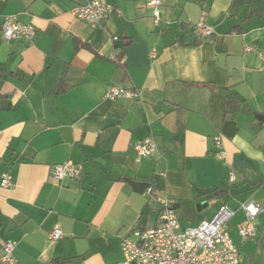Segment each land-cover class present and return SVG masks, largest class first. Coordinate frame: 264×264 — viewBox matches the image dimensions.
Segmentation results:
<instances>
[{
    "label": "crops",
    "instance_id": "obj_1",
    "mask_svg": "<svg viewBox=\"0 0 264 264\" xmlns=\"http://www.w3.org/2000/svg\"><path fill=\"white\" fill-rule=\"evenodd\" d=\"M89 1L0 0V175L13 179L0 186V264L8 240L14 264H119L122 237L157 222L158 197L182 229L228 205L241 264H264V0H163L159 23L147 0H106L96 26L70 11ZM9 14L34 26L31 40L4 37ZM202 15L214 33L197 42ZM112 86L138 95L110 99ZM147 138L158 150L140 157ZM67 160L79 178L55 179ZM251 199L262 211L244 238Z\"/></svg>",
    "mask_w": 264,
    "mask_h": 264
},
{
    "label": "built area",
    "instance_id": "obj_2",
    "mask_svg": "<svg viewBox=\"0 0 264 264\" xmlns=\"http://www.w3.org/2000/svg\"><path fill=\"white\" fill-rule=\"evenodd\" d=\"M162 4L163 0H147V6L152 9L156 23L162 20ZM113 10V6L106 0H92L74 5L70 11L74 17L96 26ZM166 23L170 25L172 21L167 20ZM192 29L194 35L201 39L214 33V28L205 20V15L192 24ZM2 30L8 40H31L36 33L33 25L20 22L15 14L4 15ZM251 48L248 46L247 50ZM155 54L156 49L153 48L151 55ZM260 55L264 59V54ZM136 95L137 91L120 86H112L106 93L110 99ZM214 141L219 149L218 157L225 159L226 151L223 149L221 135H216ZM134 150L140 157H150L157 152L158 145L155 139L147 138L137 143ZM50 172L58 180L66 177L79 178L81 168L73 161L67 160L52 165ZM12 184L10 173L0 175V186L9 187ZM145 191L149 195L152 194V187L149 186ZM156 201L159 205L157 222L147 228H134L129 235L122 237L124 260L119 264H241L242 254L228 232V221L234 214L228 205H220L212 219L202 220L196 226L182 229L173 199L158 197ZM241 207L246 212V219L241 223L239 232L242 237L249 238L255 235L254 220L262 211V207L253 199L242 202ZM61 235L62 230L56 225L50 233V238L58 239ZM15 246L16 242L13 240L4 242L1 253L3 264L15 263Z\"/></svg>",
    "mask_w": 264,
    "mask_h": 264
},
{
    "label": "water",
    "instance_id": "obj_3",
    "mask_svg": "<svg viewBox=\"0 0 264 264\" xmlns=\"http://www.w3.org/2000/svg\"><path fill=\"white\" fill-rule=\"evenodd\" d=\"M262 120H264V117H262ZM125 180L128 181L133 186V188L138 192H144L150 186L149 182H140L128 177H126Z\"/></svg>",
    "mask_w": 264,
    "mask_h": 264
},
{
    "label": "trees",
    "instance_id": "obj_4",
    "mask_svg": "<svg viewBox=\"0 0 264 264\" xmlns=\"http://www.w3.org/2000/svg\"><path fill=\"white\" fill-rule=\"evenodd\" d=\"M192 32H193V29H191ZM196 41L199 42V41H203V39L199 38V37H196ZM194 43V42H193ZM5 72L4 69L0 68V75H3V73Z\"/></svg>",
    "mask_w": 264,
    "mask_h": 264
},
{
    "label": "rangeland",
    "instance_id": "obj_5",
    "mask_svg": "<svg viewBox=\"0 0 264 264\" xmlns=\"http://www.w3.org/2000/svg\"><path fill=\"white\" fill-rule=\"evenodd\" d=\"M182 215H183V212L180 211V213H179L180 218L182 217ZM199 219H201V218H199ZM183 228H185V227H183Z\"/></svg>",
    "mask_w": 264,
    "mask_h": 264
}]
</instances>
